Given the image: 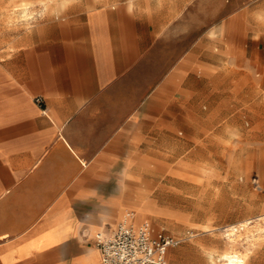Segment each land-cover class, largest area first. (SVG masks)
I'll return each instance as SVG.
<instances>
[{
  "label": "crops",
  "instance_id": "crops-1",
  "mask_svg": "<svg viewBox=\"0 0 264 264\" xmlns=\"http://www.w3.org/2000/svg\"><path fill=\"white\" fill-rule=\"evenodd\" d=\"M60 4L30 19L14 50L0 47V264H100L95 235L109 234L128 202L129 144L191 123V96L163 91L191 86L193 46L212 27L217 41L243 29L244 51L264 37L241 10L225 16L223 0ZM196 5L210 10L206 30L160 61L161 45L190 37ZM172 252L171 264L204 259Z\"/></svg>",
  "mask_w": 264,
  "mask_h": 264
},
{
  "label": "rangeland",
  "instance_id": "rangeland-1",
  "mask_svg": "<svg viewBox=\"0 0 264 264\" xmlns=\"http://www.w3.org/2000/svg\"><path fill=\"white\" fill-rule=\"evenodd\" d=\"M48 1L42 10L41 0H0V47L14 50L12 41L30 19L41 11L64 8L60 0ZM223 2L225 16L241 10L256 27L254 35L264 36V0ZM23 8L27 15L20 14ZM209 13L206 6H193L190 37L161 45L160 61L178 55L189 40L194 43L206 30L203 19ZM235 29H222L218 41L215 28L208 29L205 44L193 46L191 86L184 90L178 84L168 85L163 91L191 96L190 125H177L173 133H145L144 144H129L128 202L117 220L131 211L137 225L147 220L154 230L181 237L193 232L167 249V264L175 248L204 255L202 260L191 258L192 264H216L228 248L243 255L242 264L264 254V37L244 51L237 44L243 29ZM252 177L257 178L259 190ZM257 217L254 227L223 236L221 227ZM208 251L213 252L212 261Z\"/></svg>",
  "mask_w": 264,
  "mask_h": 264
},
{
  "label": "built area",
  "instance_id": "built-area-1",
  "mask_svg": "<svg viewBox=\"0 0 264 264\" xmlns=\"http://www.w3.org/2000/svg\"><path fill=\"white\" fill-rule=\"evenodd\" d=\"M34 102L42 104L39 96ZM255 189L261 188L256 177L251 178ZM259 218L238 224L223 226L220 229L224 237H231L245 227H254ZM193 236L186 231L184 236H174L163 230H154L147 224L136 225L132 221L131 211H125L116 227L109 233H97L94 244L100 255V264H167L166 250L179 244L183 239Z\"/></svg>",
  "mask_w": 264,
  "mask_h": 264
},
{
  "label": "bare ground",
  "instance_id": "bare-ground-1",
  "mask_svg": "<svg viewBox=\"0 0 264 264\" xmlns=\"http://www.w3.org/2000/svg\"><path fill=\"white\" fill-rule=\"evenodd\" d=\"M46 5H48V4H46ZM25 10L26 9L23 8L20 11V14L22 16L26 14V11ZM259 218H262V216L259 217ZM134 224H135V222H134ZM217 261H218V263H216V264H242L244 262V257H243V255L239 254L238 251H236L235 249L228 248L227 250H225V251H223V252L220 253V256L218 257Z\"/></svg>",
  "mask_w": 264,
  "mask_h": 264
}]
</instances>
